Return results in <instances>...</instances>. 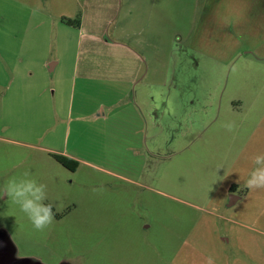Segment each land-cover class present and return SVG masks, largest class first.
<instances>
[{
  "label": "rangeland",
  "instance_id": "374dc122",
  "mask_svg": "<svg viewBox=\"0 0 264 264\" xmlns=\"http://www.w3.org/2000/svg\"><path fill=\"white\" fill-rule=\"evenodd\" d=\"M9 13L0 8V264H208L209 257L213 264H264V189L235 205L229 191L234 184L246 188L251 157L264 153L261 43L231 41L230 31L212 45L189 38L165 43L162 27L149 42L141 23L130 41L123 37L129 23L108 22L102 38L90 41L95 55L87 61L137 67L119 44L140 51L141 75L150 84L140 104L146 144L91 128L75 144L73 127L64 151L79 158L73 172L52 156L64 147L63 117L50 110L57 100L40 92L47 80L32 70L41 53L27 29L34 18L20 5ZM56 33L53 44L68 43V33ZM54 51L51 61L61 56ZM14 68L23 70L18 81ZM227 122L234 131L224 128ZM25 173L47 185L45 203L55 219L44 231L2 195L7 181Z\"/></svg>",
  "mask_w": 264,
  "mask_h": 264
},
{
  "label": "crops",
  "instance_id": "0c3cea01",
  "mask_svg": "<svg viewBox=\"0 0 264 264\" xmlns=\"http://www.w3.org/2000/svg\"><path fill=\"white\" fill-rule=\"evenodd\" d=\"M0 2V8L7 12L8 16L14 5H20L25 11L23 15L29 19L34 18L33 25L30 27L28 23L27 29L33 30L34 39L37 35L38 43L34 45V51L41 53L38 54L36 67L32 70L47 80L48 84L40 92L43 94L45 91V94H50L57 100L49 104L50 110L63 117L60 125L65 128H61V134H64L61 144H64V147L62 149L60 145V149L56 148L60 150L56 155H65L76 161H79L76 155L64 152L71 140L73 127L76 133V136L72 137L75 144L83 143L88 128H91V131L126 132L132 139L123 138L120 139L121 142L133 146L146 144L143 134L147 133L148 120L140 104L144 102L141 90H145L146 85L150 84L146 83V77L141 75L144 69L143 64H139L142 61V56L138 54L140 51H133L128 45L119 44L120 49L136 58L134 61L138 63L137 67L127 68L124 65L113 66L87 61V57L95 55V47L90 41L102 38L107 31L108 22L122 18L129 23L130 32L123 27L127 33L123 37L130 41H135L137 26L141 23L149 27L151 33L146 34L143 39L149 42L154 41L156 27H162L164 34L158 35L165 37V43L176 42L178 38H189L200 45H212L214 43L212 40L223 38L229 35L230 31L231 41L245 38L257 41L264 47V0H0ZM64 8L67 10L60 12ZM188 10L191 12L190 18L185 16ZM78 17L79 27L63 21L64 18L74 20ZM59 32L68 33V43H61L56 38L53 44L52 34ZM24 49L25 47H21L18 50ZM53 51H59L61 54L57 61H51ZM22 71L14 68L11 73L13 79L17 77L18 81V75ZM50 72L55 74L54 78ZM30 74L33 78V71ZM26 75L28 76L27 73ZM50 85L52 86L50 89L46 88ZM83 127L86 129L83 130ZM88 132L90 133V129ZM234 186L237 187L234 193L240 196L233 197L234 205L241 201L246 203L251 191L237 184Z\"/></svg>",
  "mask_w": 264,
  "mask_h": 264
},
{
  "label": "clouds",
  "instance_id": "9594fccd",
  "mask_svg": "<svg viewBox=\"0 0 264 264\" xmlns=\"http://www.w3.org/2000/svg\"><path fill=\"white\" fill-rule=\"evenodd\" d=\"M224 128L228 132H232L235 129V124L234 122H227L224 124ZM251 162L253 168L244 181V186L254 192L264 189V153L253 155ZM28 176L29 174L25 173V178H13L7 181L3 187L2 195H7L13 203L19 206V210L31 222L35 230L44 231L55 219L53 205L45 203L48 199L47 185L27 178ZM63 207V203L60 202L57 205V211ZM208 264H213L211 257L208 259Z\"/></svg>",
  "mask_w": 264,
  "mask_h": 264
},
{
  "label": "trees",
  "instance_id": "16d2710c",
  "mask_svg": "<svg viewBox=\"0 0 264 264\" xmlns=\"http://www.w3.org/2000/svg\"><path fill=\"white\" fill-rule=\"evenodd\" d=\"M63 21L66 22L67 24H70L73 26H77V27L80 26V17H78V19L76 18L74 20L64 18ZM52 156L56 160V162H58L59 164H61L62 166H64L65 168H67L73 172H76L79 168V162L76 160H73V158H71V157H67L65 155H56V154H53ZM236 190H237V187L233 186L231 188V193L236 192Z\"/></svg>",
  "mask_w": 264,
  "mask_h": 264
},
{
  "label": "water",
  "instance_id": "95a60500",
  "mask_svg": "<svg viewBox=\"0 0 264 264\" xmlns=\"http://www.w3.org/2000/svg\"><path fill=\"white\" fill-rule=\"evenodd\" d=\"M240 197L239 195H237V194H235V193H233L232 195H231V205L232 204H234V199H233V197Z\"/></svg>",
  "mask_w": 264,
  "mask_h": 264
}]
</instances>
